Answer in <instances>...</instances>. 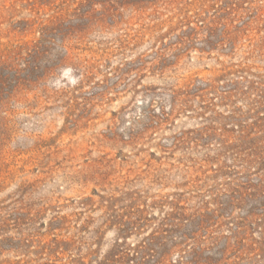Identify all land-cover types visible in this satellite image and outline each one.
Here are the masks:
<instances>
[{
    "label": "rangeland",
    "instance_id": "obj_1",
    "mask_svg": "<svg viewBox=\"0 0 264 264\" xmlns=\"http://www.w3.org/2000/svg\"><path fill=\"white\" fill-rule=\"evenodd\" d=\"M62 21L72 58L14 87L41 28ZM250 74L264 79V0H0V264L102 256L128 221V244L183 241L171 261L225 250L224 263L264 264V207L247 196L264 137L221 143L247 110L223 86ZM224 193L244 207H219ZM242 218L254 222L232 253Z\"/></svg>",
    "mask_w": 264,
    "mask_h": 264
},
{
    "label": "trees",
    "instance_id": "obj_2",
    "mask_svg": "<svg viewBox=\"0 0 264 264\" xmlns=\"http://www.w3.org/2000/svg\"><path fill=\"white\" fill-rule=\"evenodd\" d=\"M69 22L70 21H62L56 25L44 26L41 28L40 39L31 48L27 49L26 56L21 59L24 67L22 69H13L16 76H18L13 79L15 82L14 87L19 88L22 85H32L35 79H40L48 75L53 68L59 67L60 64L66 63L72 58L71 51L64 43L65 34L63 33L65 30L69 29V27L65 25ZM56 39L61 40V44H59L61 50L51 53V51L45 49L44 44L56 45ZM43 55L52 56V61L50 62V60H48L49 65H45L44 69H40L38 60L40 56ZM11 63L14 64V62ZM22 73H25V78L20 77ZM250 75L254 78L240 75L237 76V79H229L226 86H223L227 97L242 99L244 107L247 108V110H243L242 107H237L233 110L232 115H230L232 120L230 131L236 133L235 136H233L234 140L229 137L221 140V143H223L225 147H228L229 150L234 149L238 144H253L256 139L264 137V79L256 74ZM33 77L34 79H32ZM246 117L252 119L253 122L249 123ZM256 162L261 165L259 168L264 170V155ZM224 196L226 197V201L221 202L219 207H244L246 203V199L240 200L233 193H224ZM247 196L253 197L248 199L256 203L253 207H264V200L260 201L261 198H264V177L260 178L258 187H256L254 191L249 192ZM253 215H256V213L251 211L250 216ZM241 220L243 221H239L235 224L237 241L235 242L232 253L239 251V247L237 246L241 247L245 245L242 236L246 234L248 226L252 228L254 222H246L245 218ZM257 220L260 222L263 220V217H258ZM134 224L136 223L130 221L121 223V225L119 223L118 238H116L114 242V247L102 256L94 255L92 252L88 253L91 255L90 257H88V254L73 253V250H77L73 246L72 249H69V259L60 264H182V255L180 259L174 261H171L170 256L180 248L183 241L172 239L171 237L159 233V231L152 232L149 236L134 244H128L123 240L126 235L133 233L139 228ZM262 234H264V230ZM238 235L240 237H238ZM262 237L264 238V236ZM184 238H186L185 234L180 235V239ZM60 242L67 246V248H65L67 251L68 247L73 245V243L65 240H61ZM262 243L264 244V242ZM226 250H228V248H226ZM192 252L194 256L199 254L196 250ZM226 258L224 250L222 257L215 259V261L212 257H205L203 260L205 262L207 261L209 264H227L224 263ZM254 259V257H249V264H254ZM233 264H239V262Z\"/></svg>",
    "mask_w": 264,
    "mask_h": 264
}]
</instances>
